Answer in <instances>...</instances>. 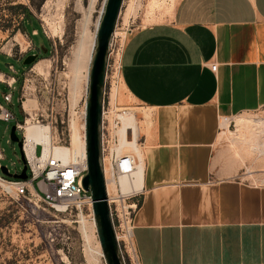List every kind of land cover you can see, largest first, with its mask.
<instances>
[{
	"label": "crops",
	"instance_id": "crops-1",
	"mask_svg": "<svg viewBox=\"0 0 264 264\" xmlns=\"http://www.w3.org/2000/svg\"><path fill=\"white\" fill-rule=\"evenodd\" d=\"M120 79L122 101L150 111L138 263L264 264V181L244 180L219 146L223 121L264 109V0H180L131 30Z\"/></svg>",
	"mask_w": 264,
	"mask_h": 264
},
{
	"label": "rangeland",
	"instance_id": "rangeland-1",
	"mask_svg": "<svg viewBox=\"0 0 264 264\" xmlns=\"http://www.w3.org/2000/svg\"><path fill=\"white\" fill-rule=\"evenodd\" d=\"M161 1L163 5L156 7L150 5L151 0H124L115 26L117 34L110 41V67L113 63L118 65L116 53L121 54L131 30L167 21L180 0ZM102 3L103 0H0V73L5 77L0 80V104L14 117L10 122L0 120V163L8 173H19L22 169L18 144L9 137L16 122L22 125L29 119L30 124L50 126L54 140L62 141L55 144L65 147L70 143V122L76 121L81 130L88 85L87 91L83 82L75 93L72 91L70 48L82 20L86 19L88 27L93 29ZM127 30L122 41L121 33ZM32 54L37 59L30 65L23 64L24 58ZM11 76L15 83L10 90L5 82ZM120 86L121 82L113 85ZM9 91L11 104L2 98ZM28 98L35 104L31 112L22 108ZM116 102L138 110L139 122L142 116L150 123V111L141 105L132 101L124 103L120 95ZM255 119L264 122V109L226 120L227 129L236 132V136L227 132L220 135L219 146L233 164L242 167L239 175L244 180L264 181V127L254 123ZM147 122L144 124L149 125ZM81 131L84 133V129ZM23 132L16 130L19 139ZM122 153L135 154L130 148H124ZM83 216L84 223L80 215L57 213L43 204L12 199L0 185V264H105L90 211L84 209Z\"/></svg>",
	"mask_w": 264,
	"mask_h": 264
},
{
	"label": "built area",
	"instance_id": "built-area-1",
	"mask_svg": "<svg viewBox=\"0 0 264 264\" xmlns=\"http://www.w3.org/2000/svg\"><path fill=\"white\" fill-rule=\"evenodd\" d=\"M112 66L110 67L107 60L101 108V153L106 201L122 263L139 264L133 248L132 230L133 217L140 203L141 188L135 190L130 187L129 190L122 191L119 179L125 178L132 182L141 161L135 154L117 151L119 145L117 132L123 128L124 138L132 140L133 131L128 127L124 128L123 118L129 112L127 108L111 102V86L121 82L120 59L118 65L113 63ZM9 68L13 72L12 66ZM210 69L214 72L216 64H212ZM5 83L8 89H13L14 76ZM2 98L5 103H12L10 91L4 93ZM12 119H14L12 113L6 106L0 104V120L10 122ZM15 127L17 131L22 129L18 122L15 123ZM54 133L57 131L54 130ZM20 141L27 166V178L15 179L0 174V185L4 194L12 199H24L34 205L43 204L57 213L81 216L84 209H88L93 218L90 192L82 187V178L87 171L85 144L84 155L64 162L49 153L43 155L38 145L37 150L31 156H27L23 148L26 141L24 132ZM52 143L60 144L62 141L59 139L56 142L55 139ZM1 159L0 154V161Z\"/></svg>",
	"mask_w": 264,
	"mask_h": 264
},
{
	"label": "water",
	"instance_id": "water-1",
	"mask_svg": "<svg viewBox=\"0 0 264 264\" xmlns=\"http://www.w3.org/2000/svg\"><path fill=\"white\" fill-rule=\"evenodd\" d=\"M123 1L105 0L102 17L96 31V47L90 62L88 92L84 106V144L87 171L82 178V187L90 192L93 220L105 264H123L106 201L101 153V108L107 60L110 41ZM36 59L37 55H28L24 58L23 64L30 65ZM9 137L12 142L18 144L22 169L19 173L10 174L7 168L2 166L1 172L7 177L24 180L27 178V166L22 143L16 135L15 125L11 127Z\"/></svg>",
	"mask_w": 264,
	"mask_h": 264
},
{
	"label": "bare ground",
	"instance_id": "bare-ground-1",
	"mask_svg": "<svg viewBox=\"0 0 264 264\" xmlns=\"http://www.w3.org/2000/svg\"><path fill=\"white\" fill-rule=\"evenodd\" d=\"M104 3L105 0H103L102 6L99 9L98 15L96 17L95 22L93 23V29H90L88 27L87 20L84 19L82 20L83 22L80 24L79 29L77 31V35L75 36L76 40L72 47L70 48V73L72 74V91L75 93L78 90V87H80V84L83 82L85 85V91H87V85H88V72H89V67H90V62L96 47V31L99 26V22L102 17V13L104 10ZM151 6H161L163 5V2L161 0H151L149 2ZM168 3V2H167ZM172 3V1H171ZM93 7V6H92ZM165 14V13H164ZM86 18V17H85ZM116 28H114L113 31V38L116 36ZM128 30L126 33H121L122 36V41L125 39V34H127ZM112 39V38H111ZM112 42V41H111ZM112 43H110L111 46ZM117 58L120 59V52H117ZM39 64V63H38ZM38 66V65H37ZM36 66V67H37ZM0 80H3L4 75L0 73ZM114 84H112V88L110 90V98L112 103L117 104V95H120L119 87H113ZM74 94H72L73 96ZM73 98V97H72ZM73 100V99H72ZM116 100V101H115ZM35 106V104L31 101V99H26V101L23 102L22 108L25 112H31V107ZM33 106V107H34ZM30 110V111H29ZM129 111L123 118V124L124 128H129L132 129L133 131V138L132 140H128L124 138V129L122 128L117 132V135L119 136V145L117 147V151L122 152L124 148H130L133 150L135 155L139 158L141 161L140 166L138 167V170L134 174V179L132 182L125 178H120L119 179V185L122 191H127L129 190L130 187H133L135 190H139L141 188V182H142V168H143V162H142V152L140 150V146L137 143V137L140 132V127H139V120L137 117L138 110L133 111L127 108ZM82 118H84V112L82 113ZM73 119V118H72ZM145 119V118H144ZM239 121H243L242 118H237ZM29 120V119H28ZM26 120L21 126V128L24 131V136H25V145H24V152L26 153L27 156H31L35 150H37L36 145L41 147L42 154L45 155L46 153H49L53 155L54 157L67 162L71 161L74 158L80 157L84 155V122L81 124V130L78 128L77 124L75 123L76 121L72 120L70 123V143L69 146H61V145H56L55 143H52L54 141V136L52 135L51 128L48 125H43V124H30ZM147 122V119L144 120ZM249 121V120H248ZM254 123L260 124L262 127H264V122H262L259 119L253 120ZM149 123V122H147ZM246 123V122H245ZM249 123V122H248ZM243 124V122H242ZM222 127L226 129H223L220 133V135H224L226 132L230 136H236V132H232L229 129H227V123L226 121H223ZM260 127V126H259ZM262 129V128H261ZM264 132V128L262 129ZM237 131V130H236ZM236 138V137H235ZM235 139H232L234 141ZM242 140V139H241ZM247 140V139H246ZM256 140V139H255ZM243 142V141H242ZM257 145V144H255ZM264 145V144H263ZM257 147H254L253 149H256ZM262 148V147H261ZM236 156V155H235ZM249 174V173H248ZM245 175V174H244ZM85 216L83 214L80 216V219L82 223L85 222L84 219ZM91 218V217H90ZM92 219V224H94V220ZM94 228V227H93Z\"/></svg>",
	"mask_w": 264,
	"mask_h": 264
},
{
	"label": "trees",
	"instance_id": "trees-1",
	"mask_svg": "<svg viewBox=\"0 0 264 264\" xmlns=\"http://www.w3.org/2000/svg\"><path fill=\"white\" fill-rule=\"evenodd\" d=\"M26 10H24V12H25Z\"/></svg>",
	"mask_w": 264,
	"mask_h": 264
}]
</instances>
